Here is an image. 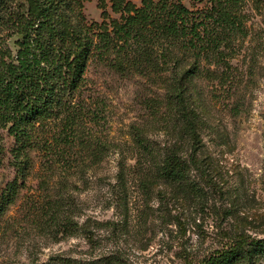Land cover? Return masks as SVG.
<instances>
[{"label": "rangeland", "instance_id": "1", "mask_svg": "<svg viewBox=\"0 0 264 264\" xmlns=\"http://www.w3.org/2000/svg\"><path fill=\"white\" fill-rule=\"evenodd\" d=\"M100 2L80 0L87 20L102 21ZM184 2L194 9L207 0ZM105 8L120 16L111 0ZM243 12L246 34L194 75L186 74L192 58L145 72L89 64L82 99L100 117L87 127L107 148L82 170L46 169L33 153L35 167L1 222L0 264H203L264 239V0H248ZM184 105L198 115L195 133ZM12 143L0 126V193L15 176ZM170 154L185 160L184 178L160 175ZM47 193L74 203L64 233L29 217ZM244 256L237 264H264V255Z\"/></svg>", "mask_w": 264, "mask_h": 264}, {"label": "trees", "instance_id": "2", "mask_svg": "<svg viewBox=\"0 0 264 264\" xmlns=\"http://www.w3.org/2000/svg\"><path fill=\"white\" fill-rule=\"evenodd\" d=\"M184 1L111 0L112 11L120 14L113 18L102 0V21H89L80 0H0V126L13 138L8 153L15 170L0 193V226L35 167V151L42 152L46 169L63 171L82 170L86 158L97 162L107 148L90 137L88 123L100 113L82 99L92 61L145 72L162 65L177 68L192 58L186 74L194 75L202 59L220 56L223 46L246 34L248 0H207L194 9ZM183 110L195 133L198 115L185 105ZM185 171V160L170 154L160 175L184 178ZM63 180L66 185L68 178ZM63 196L47 193L29 217L51 233L66 232L73 223L65 206L74 203ZM245 251L251 260L264 255V239L237 242L203 264H237Z\"/></svg>", "mask_w": 264, "mask_h": 264}]
</instances>
